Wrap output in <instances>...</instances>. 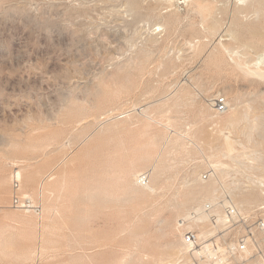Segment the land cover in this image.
Here are the masks:
<instances>
[{
	"label": "rangeland",
	"instance_id": "rangeland-1",
	"mask_svg": "<svg viewBox=\"0 0 264 264\" xmlns=\"http://www.w3.org/2000/svg\"><path fill=\"white\" fill-rule=\"evenodd\" d=\"M252 1L0 0V169L9 178L0 181V264H175L177 219L201 201L179 215L176 206L197 186L264 219V187L252 184L264 177V82L232 70L226 51L213 60L221 46L264 59V5ZM220 97L246 114L232 128L222 123L231 110H211ZM225 137L231 153L221 148ZM7 153L26 161L24 195L57 175L52 217L36 191L39 216L10 208ZM136 171L155 193L136 186ZM242 191L256 192L247 207ZM5 215L27 216L31 226L5 224ZM172 245L174 262L163 254Z\"/></svg>",
	"mask_w": 264,
	"mask_h": 264
},
{
	"label": "built area",
	"instance_id": "built-area-1",
	"mask_svg": "<svg viewBox=\"0 0 264 264\" xmlns=\"http://www.w3.org/2000/svg\"><path fill=\"white\" fill-rule=\"evenodd\" d=\"M211 105L215 116L229 109L225 97L215 98ZM148 176L146 173L138 176L139 187L148 185ZM19 189L20 182L14 174L11 208L39 215L40 204L22 195ZM263 210L260 207L258 212ZM251 214L222 198L192 207L176 222L183 246V255L176 264H264V219Z\"/></svg>",
	"mask_w": 264,
	"mask_h": 264
},
{
	"label": "bare ground",
	"instance_id": "bare-ground-1",
	"mask_svg": "<svg viewBox=\"0 0 264 264\" xmlns=\"http://www.w3.org/2000/svg\"><path fill=\"white\" fill-rule=\"evenodd\" d=\"M187 2H188V0H186ZM190 1V0H189ZM254 1V0H253ZM252 1V2H253ZM258 1V0H257ZM256 0H255V2H257ZM260 1V0H259ZM257 2L259 5L261 4V6L262 5H264V3H261V1L260 2ZM191 3H193V5H195L196 6V8H193V9H197V10H199V11H202L203 12V14L204 13H207L208 12V8L206 9V11L207 12H204V9H205V7H203V6H201L199 3H195V2H191ZM200 3H202V2H200ZM257 3H254V4H256L257 5ZM253 4V5H254ZM193 5L191 6V7H193ZM203 5V4H202ZM248 5V4H247ZM258 5V6H259ZM204 6H206V5H204ZM249 7H250V5H249ZM264 7V6H263ZM204 8V9H203ZM259 8V7H258ZM196 10V11H197ZM199 13V12H198ZM202 13L200 12V15H201ZM209 15V14H208ZM203 16V15H202ZM204 16H205V14H204ZM171 24V23H170ZM255 25V24H254ZM252 26V25H251ZM251 26H249V28H251ZM255 26H257V25H255ZM262 26V25H261ZM260 26V27H261ZM258 27V26H257ZM213 28L214 27H212L211 29L213 30ZM254 28H256V27H254ZM247 29V28H246ZM258 29V28H257ZM257 29H255V31L257 30ZM260 29V28H259ZM262 29V28H261ZM254 29H253V26H252V31H253ZM264 30V29H263ZM263 30H261V31H258L257 33H261V32H264ZM215 31V30H214ZM211 33H213V32H211ZM248 33H249V35H250V31L248 30ZM247 33V34H248ZM252 34H256V33H253L252 32ZM233 36V35H232ZM262 36V35H261ZM234 39H235V37H234ZM254 39V38H253ZM252 39V40H253ZM251 40V39H250ZM263 42V41H262ZM223 45V44H222ZM257 46V45H256ZM222 47V48H221ZM220 48L222 49V53L220 52V53H218L214 58H213V60L216 62L217 60L218 61H220V62H223L224 61V59L225 58H223V55H224V52L226 51V54H229L230 55V57H231V61H232V65L230 66L231 67V69L232 70H234V71H238V72H240V74H242V76L244 77V76H247V77H249V78H251V79H255V80H257V81H260V82H264V59H263V57L261 56V55H259L262 59H260L259 58V56H258V58L256 57V54H257V52L255 51V56L254 57H252V59H244V60H242L241 58H242V55H240L241 57H235V56H232L233 55V52L231 53H229V51L224 47V46H221ZM218 52V51H217ZM264 53V52H263ZM225 54V55H226ZM245 54V53H244ZM243 54V55H244ZM228 55V56H229ZM263 55V54H262ZM245 56H247V55H245ZM219 62V63H220ZM211 103H212V100H211ZM228 105H229V109H228V111L227 112H229L230 110V116H229V118H228V120L225 122V121H223L222 123H223V125L225 126L226 124H228V126H234V125H236L237 123H239L242 119H243V117L242 116H244L245 117V115L243 114L242 116H241V112H240V114L237 112V108H231L230 107V103H228ZM212 106V105H211ZM212 110V109H211ZM226 112V113H227ZM225 113V114H226ZM225 114H223V115H225ZM228 114V113H227ZM226 114V115H227ZM221 116V115H220ZM213 118V117H212ZM211 118V119H212ZM214 122V124H215V122L216 121H213ZM219 122H220V124H221V120L220 119H218V122L216 123V126H217V124H219ZM225 123V124H224ZM213 123H212V125H214ZM219 124V125H220ZM218 127V126H217ZM220 127H222V125H220ZM232 128V127H231ZM199 131H202V130H199ZM203 132V131H202ZM201 133V132H200ZM229 137V136H228ZM228 137H225L224 138V143H223V145H222V147L221 148H223L224 149V154L225 153H231V152H233V146H232V144L233 143H231V141H230V139L228 138ZM17 143L16 142H14L11 146H13V148L14 147H17ZM20 146V145H19ZM26 146H30V144L29 145H26ZM23 147V146H22ZM36 147V146H35ZM65 147V146H64ZM25 149H26V147H24ZM12 149V148H11ZM30 149H31V146H30ZM33 149V148H32ZM223 149H221V151L223 150ZM15 150V149H14ZM14 150H13V152H14ZM23 150V149H22ZM28 150V152H27V154H29V152L31 151V150H29V148L27 149ZM17 151V150H16ZM15 151V152H16ZM21 151V150H20ZM24 151H26V150H24ZM12 152V153H13ZM9 153H11V152H9ZM24 153V152H23ZM31 153V152H30ZM8 154V153H7ZM14 154V153H13ZM13 154H12V156H9V155H11V154H8V156L7 155H5V158H3V156H2V158H3V160L5 159L6 161H8V163L10 164V166L12 167V174H10L11 176H10V179L12 180V177L14 176V174L16 175V177L18 178V180H19V182H20V189H19V191H20V193L22 194V192H24L25 191V185L23 184V174H22V170H19V167H20V164H23V163H26V161L24 160V158L23 159H21V158H19L18 156L17 157H14L13 156ZM16 154H18V152L16 153ZM20 154H21V152H20ZM144 155V154H143ZM229 155V154H228ZM7 156V157H6ZM20 156V155H19ZM145 158V157H144ZM26 159V158H25ZM141 159V158H140ZM26 160H28V159H26ZM31 159H29V161H30ZM33 161V160H32ZM5 162V161H4ZM28 162V161H27ZM31 162V161H30ZM35 162V161H34ZM214 163H216V162H214ZM209 164H212L211 162L209 163ZM218 164V163H217ZM220 165H216V164H213L212 165V168H213V172H212V174H216V172L217 171H219L218 170V168H219V166H221V165H223V164H221V163H219ZM151 167V169H153V165H151L150 166ZM21 168H23V167H21ZM24 168H27V166L26 167H24ZM30 168V167H29ZM34 168V167H33ZM32 168V169H33ZM134 168V167H133ZM132 168V169H133ZM131 169V170H132ZM150 169V170H151ZM149 170V171H150ZM1 171H2V169H0V181L3 179H5V177H7V176H5V177H3L2 175H1ZM28 171V170H27ZM52 171L53 170H51V173H52ZM152 171V170H151ZM30 172H31V170H30ZM33 172V171H32ZM55 172V171H54ZM124 172V171H123ZM128 172V171H127ZM127 172H126V174H127ZM161 172V171H160ZM50 173V172H49ZM64 173V172H63ZM108 173H110V172H108ZM128 173H130V172H128ZM4 174V173H3ZM119 174H120V172H119ZM153 177H152V179H156L158 176H159V171L158 170H153ZM151 174V175H152ZM64 174H62V176H63ZM134 177H135V179H134V177H133V179H134V182L136 181V184H137V178H138V176H140V175H142V173L140 172V171H136V172H134L133 174H132ZM128 176L129 175H127V178H128ZM214 176V175H213ZM149 177V176H148ZM263 177V176H262ZM8 178V177H7ZM47 178V179H46ZM124 178H126L125 176H124ZM159 178V177H158ZM261 178V177H260ZM258 178L259 180H256V183H252V184H257V186L258 187H261V188H263L264 187V177L263 178ZM9 179V178H8ZM56 179H57V175H53V173L52 174H48L47 175V177L45 176V178H43V180L42 181H40L38 184H37V187H36V189L34 190V185L36 184V179H35V177H33L32 175H27V177L25 178V180H26V183H29L30 185H31V187L33 188L32 189V193L31 194H28L27 196H29V197H32L33 196V193L36 191V195H37V197L40 199V201H42V204H43V212H44V214L45 215H49V216H51L52 215V213L53 212H55V210H54V208L55 207H53V202L51 203V196H52V192H51V190L49 189L50 188V186H51V184H53V183H55L56 182ZM121 179H122V177H121ZM118 180H120V176H119V178H118ZM127 180V179H126ZM253 181V180H252ZM133 182V181H132ZM132 182H130L131 184H132ZM122 183H124V182H122ZM135 184V185H136ZM251 184V185H252ZM126 185V184H125ZM57 186V185H56ZM121 186V185H120ZM129 186V185H128ZM133 186H134V184H133ZM136 186H138V184L136 185ZM249 186V185H248ZM255 186V185H254ZM122 187H123V184H122ZM195 187V186H194ZM252 187H253V185H252ZM193 188V187H192ZM52 189V188H51ZM131 189V188H130ZM145 190H147V191H150L151 192V194H153V193H155L156 192V189H157V187L156 188H154L153 186H152V184H150V178H149V183H148V185L144 188ZM210 189V188H209ZM253 189V188H252ZM251 189V190H252ZM256 189V188H255ZM254 189V190H255ZM24 190V191H23ZM54 190V189H53ZM57 190V189H56ZM258 190V189H257ZM260 190V189H259ZM258 190V191H259ZM30 191V190H29ZM134 191V190H133ZM132 191V192H133ZM246 191V190H245ZM256 191V190H255ZM10 192H11V182H10ZM59 192V191H58ZM215 190L212 188V189H210V192H209V190H207V189H205L204 187H195V188H193V189H191L190 191H189V193H188V195H187V197H186V199L184 200L183 199V202L182 203H178V205L176 206V209H177V212H175V213H177V215H179L180 214V211H182L183 212V210H185L186 208L188 209V205H193V202L195 203V201H198V200H200L201 202L200 203H202V201H213V199H216L215 197H217V196H215ZM243 192V191H242ZM247 192V191H246ZM250 192V191H249ZM254 191H252L251 193H249V194H252ZM261 192H263V191H261ZM56 192H54V194H55ZM256 193V192H255ZM255 193H253V194H255ZM264 193V192H263ZM262 193V194H263ZM6 194V193H5ZM53 194V196H56V195H54ZM127 194V193H126ZM249 194H247V193H245V192H243V193H240L239 194V196H236V197H238V200L239 201H241V202H246V204H245V206L247 205L248 206V203L247 202H249L250 203V198L252 197L251 195H249ZM23 195V194H22ZM128 195V194H127ZM185 195V196H186ZM231 195V194H230ZM256 195V194H255ZM259 195L261 196V194H260V192H259ZM1 196H2V194H1ZM52 196V197H53ZM185 196H184V198H185ZM234 196V195H233ZM11 197V196H10ZM128 197V196H127ZM133 197V196H132ZM255 197V196H254ZM256 197H258V194H257V196ZM262 197V196H261ZM131 198V197H130ZM133 199V198H132ZM234 199H236V198H234ZM254 200H255V198H253ZM259 199H261V198H259ZM138 200H139V198H138ZM254 200H252L253 201V203L255 202ZM4 201V200H3ZM53 201V200H52ZM133 201H134V199H133ZM132 201V202H133ZM231 201V200H230ZM237 200H235V205L236 204H238L237 202H236ZM256 201H258V200H256ZM260 201V200H259ZM55 202V201H54ZM197 203V202H196ZM252 203V204H253ZM256 203V202H255ZM4 205H6V204H4ZM136 205V204H135ZM197 205V204H196ZM198 205H200V204H198ZM239 205V204H238ZM237 205V206H238ZM243 205V204H242ZM10 206V205H9ZM8 206V207H9ZM137 206V205H136ZM240 206V205H239ZM244 206V205H243ZM246 206V207H247ZM249 206H251V205H249ZM4 207V206H3ZM7 207V206H6ZM7 207V208H8ZM131 207V206H130ZM190 207V206H189ZM10 208H11V206H10ZM239 208V207H238ZM0 209H1V207H0ZM3 209V208H2ZM5 209V208H4ZM3 209V210H4ZM11 209H13V208H11ZM2 210V211H3ZM14 211L16 210V209H13ZM16 211H19V210H16ZM176 211V210H175ZM179 211V212H178ZM187 211V210H186ZM20 212H23V211H20ZM42 212V211H41ZM185 212V211H184ZM25 215H34V214H32V213H30V212H23ZM179 213V214H178ZM41 214V213H40ZM39 214V215H40ZM39 215H34V216H39ZM44 215V216H45ZM46 216V217H47ZM52 217V216H51ZM39 218V217H38ZM46 219V218H45ZM54 219V218H53ZM52 219V220H53ZM3 220H4V222H6L5 224H7V223H16L18 226H20V227H22V228H28L29 226H31V221L27 218V216L26 217H19V216H16V215H5V216H3ZM40 221V220H39ZM37 222V221H36ZM35 222V223H36ZM45 222V221H44ZM38 223H40V222H38ZM43 223V222H42ZM47 223V222H46ZM56 223V222H55ZM49 224V223H48ZM177 224V223H176ZM50 226V225H49ZM19 227V228H20ZM41 227V226H40ZM39 227V228H40ZM47 225L45 224V226L43 227V229H42V231H41V234L40 235H38L39 236V238H40V245L39 246H37L38 247V251H37V253H38V255H40L41 253H43L46 249H47V247H46V245H47V241L44 239V236H45V232H46V230H47ZM141 227H143V226H141ZM50 228V227H49ZM58 229V228H57ZM143 229V228H142ZM176 229H177V225H176ZM175 229V230H176ZM31 230V229H30ZM36 230V229H35ZM53 230H54V228H53ZM23 231H24V229H23ZM177 231H178V229H177ZM53 232V231H52ZM57 232V231H56ZM55 232V233H56ZM179 232V231H178ZM35 233V232H34ZM40 233V232H39ZM31 234V233H30ZM180 238V237H179ZM39 240V239H38ZM37 240V241H38ZM139 240V239H138ZM140 241V240H139ZM139 241H134V242H139ZM179 243H180V247L179 248H181L180 249V254L178 255V257L175 259L174 258V253L173 252H171V251H175V249H174V247L176 248L177 246L175 245V246H173L175 243H172L173 245L172 246H168L169 248L167 249L166 248V253L165 252H163V254H165L166 256H168V257H170L169 255L170 254H172V256L173 257H170L171 258V260L174 258L175 260H176V263L177 262H179L178 260H179V258H180V256H182L183 255V249H182V244H181V239H179ZM3 242V241H2ZM49 242V241H48ZM176 242H178V241H176ZM132 244H135V243H133V242H131ZM140 243V242H139ZM178 243V244H179ZM177 244V245H178ZM4 245V244H3ZM136 245V244H135ZM149 245H150V243H149ZM139 246V245H138ZM7 247V246H6ZM137 247V246H136ZM142 247V246H141ZM10 248H12V247H10ZM125 248V247H124ZM173 248V249H172ZM8 249H9V247H8ZM37 249V248H36ZM136 249V248H135ZM7 250V249H6ZM5 250V251H6ZM11 250V249H10ZM14 250V248H12V251ZM137 250V249H136ZM55 251V250H54ZM130 251V250H129ZM141 251V250H140ZM154 251V250H153ZM178 251V250H177ZM46 252V251H45ZM44 252V253H45ZM51 252H53V251H51ZM125 252H127V251H125ZM141 252H143V251H141ZM140 252V253H141ZM149 252H151V251H149ZM1 253V252H0ZM35 253H36V251H35ZM131 253V252H130ZM139 253V252H138ZM137 253V254H138ZM159 253V252H158ZM162 253V252H161ZM169 254V255H168ZM176 254H177V252H176ZM21 255V254H20ZM30 255H31V253H30ZM35 255V254H34ZM128 255H130L129 253H128ZM161 255V254H160ZM33 256V255H32ZM127 256V255H126ZM176 256V255H175ZM131 257V256H130ZM138 257V256H137ZM162 257V256H161ZM23 258H25V260H30L31 258L29 257V256H24ZM37 258H39V256L37 257ZM41 258V257H40ZM139 258V257H138ZM128 259H129V256H128ZM163 259V258H162ZM169 259V258H168ZM24 260V259H23ZM34 260V259H33ZM130 260V259H129ZM136 260V259H135ZM37 261V260H36ZM131 261V260H130ZM141 261H142V259H141ZM141 261H139V262H141ZM173 261V260H172ZM33 262V261H32ZM117 262V261H116ZM121 262V261H120ZM120 262H119V264H120ZM126 263L127 262H129V261H125ZM124 262V264H126ZM135 262H138V259L135 261ZM168 262V261H167ZM174 262V261H173ZM30 263V262H29ZM164 263H166V262H164ZM175 263V264H176ZM116 264V263H115ZM118 264V263H117ZM128 264V263H127ZM169 264V263H168Z\"/></svg>",
	"mask_w": 264,
	"mask_h": 264
}]
</instances>
